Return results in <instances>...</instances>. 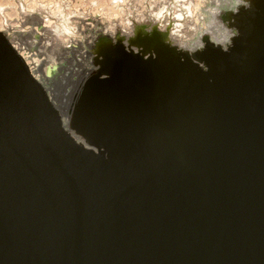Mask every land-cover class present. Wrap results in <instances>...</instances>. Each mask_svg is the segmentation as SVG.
Here are the masks:
<instances>
[{"label": "water", "instance_id": "95a60500", "mask_svg": "<svg viewBox=\"0 0 264 264\" xmlns=\"http://www.w3.org/2000/svg\"><path fill=\"white\" fill-rule=\"evenodd\" d=\"M246 2L227 46L100 38L67 109L0 32V264H264V0Z\"/></svg>", "mask_w": 264, "mask_h": 264}, {"label": "rangeland", "instance_id": "374dc122", "mask_svg": "<svg viewBox=\"0 0 264 264\" xmlns=\"http://www.w3.org/2000/svg\"><path fill=\"white\" fill-rule=\"evenodd\" d=\"M185 1L0 0V32L6 35L12 34L14 41L22 46L32 45L31 42L35 38L39 41L38 44H46L48 42L50 46L47 44L49 46L46 49L47 51H43V49L41 51L43 56L37 55L39 60H47L49 54L53 56L56 54L57 56V54L66 53V51H70L68 54H81L82 52H79L83 51L81 47L93 53L95 45L102 37L109 38L115 43L116 38L119 36L123 38L122 44L127 50L130 48L134 52H138L135 47H130L128 44V40L134 35L135 27L145 21L154 22V20H150L152 19V11L154 12L162 7H169L168 10L175 12V10L180 9L178 5L185 3ZM218 1L216 3H214V0L188 1L192 2L195 7L192 8L193 18L190 17L192 19L189 21L190 24L187 20L185 22H187V26L189 24V26L195 27L196 31L194 30V34L188 35L187 38L185 37V41L184 38L181 40L182 44L186 42V45L179 46V50L194 53L201 50L207 40L222 46H227L230 43L235 31L229 28L227 16L236 11L240 5H246L247 2L246 0ZM65 20H68L67 23ZM63 23L64 25L69 24L70 34L67 33L66 35L61 32L64 27H62ZM56 31L58 32L56 33ZM66 46L70 48L66 49ZM72 46L76 48L73 49ZM34 47L32 46V49ZM176 47L178 48V45ZM43 52L47 53L44 54ZM34 57L36 58V56ZM78 70L82 72L81 77H83L84 69L79 67Z\"/></svg>", "mask_w": 264, "mask_h": 264}, {"label": "bare ground", "instance_id": "6f19581e", "mask_svg": "<svg viewBox=\"0 0 264 264\" xmlns=\"http://www.w3.org/2000/svg\"><path fill=\"white\" fill-rule=\"evenodd\" d=\"M182 1H185V0H182ZM188 1L186 0L185 3H182V4L180 3L181 5H178V7L180 9L177 11L175 10V12L168 10L169 7L165 8L162 6H161L162 8L159 7L160 9H157L154 12L151 10L152 11V13H151L152 19H150V20H152V21L154 20V22L151 21L152 23H150V22L145 21L144 23L138 24L136 27L145 26L146 27L145 30L147 32L148 31L150 32L153 29V27H156L159 31L168 32V42L174 46L178 45V49H179V46L182 47V45H184L186 43L185 42L184 44H182L181 40L184 38V41H185V37L187 38L188 35L190 36V34L192 35V34H194L193 32L196 31L195 27H191V25L189 26V24H190L189 21H191L192 20L191 18H193L192 8H194L195 6L192 2H188ZM216 1H218V0H216ZM216 1L214 0V3H216ZM218 2H220V1H218ZM149 6H151V5H149ZM240 7H241V5H240ZM25 10H27V9H25ZM230 15L227 16L228 19L230 18ZM189 18H190V20H188ZM37 19H39V18H37ZM185 20L188 21V23H189L188 26L186 25L187 22H185ZM67 21L65 20L66 23H67ZM64 23L62 25V27L63 26L64 27L61 29L62 31L61 30L60 31L66 35H67V33L70 34L71 29L69 30V26H68L69 24L68 25L65 24L66 25L65 26ZM59 28H61V27H59ZM54 30H56V29H54ZM232 31H234V30L232 29ZM57 32L58 31H56V33ZM4 35L7 38L10 45L12 46V48L23 58V60L25 61L31 75L39 83H41L43 85V87L45 88V90L47 92L48 97L50 98V100L56 104V99L60 98L61 101L59 99L58 100L59 102H57V103L63 102L65 109H67L68 106L70 105V103L72 102V100L74 98V93L76 92V89L79 86V84L86 77L90 76L96 69V67L93 64L94 55H93L92 51H88L82 47H81V49H83L84 52L79 51V52H82L81 54H68V53H70V51L69 52L66 51V53L57 54V56H56V54H55V56L49 54V56H47L48 57L47 60H44V59L39 60V58L37 59V55H39L41 57L43 56V54H41L42 53L41 51H42V49H43V51L44 50L47 51L46 49L50 46L48 44V42L46 44L45 43L44 44H41V43L38 44L39 41L35 38L31 42L32 45L22 46L18 42L14 41L13 37L11 36L12 34L11 35L4 34ZM179 38H180V40H179ZM65 45H66V43H65ZM32 46H35L34 49H32ZM67 48L68 47L66 46V49ZM72 48L74 49L76 47L72 46ZM60 52H62V51H60ZM63 52H65V51H63ZM45 53H47V52H45ZM46 55H48V54H46ZM34 56H36V58ZM79 67H82L85 71L83 77H81L82 72L78 70Z\"/></svg>", "mask_w": 264, "mask_h": 264}]
</instances>
